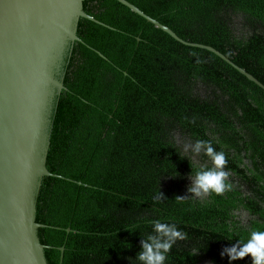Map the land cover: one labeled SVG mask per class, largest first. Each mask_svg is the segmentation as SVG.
Returning <instances> with one entry per match:
<instances>
[{
    "label": "trees",
    "instance_id": "16d2710c",
    "mask_svg": "<svg viewBox=\"0 0 264 264\" xmlns=\"http://www.w3.org/2000/svg\"><path fill=\"white\" fill-rule=\"evenodd\" d=\"M126 1L264 85V0ZM83 10L109 28L80 18L81 42L57 76L46 160L56 177L42 179L36 199L47 263L130 264L149 221L163 219L186 234L166 264H229L224 247L264 230V91L116 0H85ZM197 139L224 151L231 188L177 202L191 168L210 166L182 150ZM158 190L165 200L154 203Z\"/></svg>",
    "mask_w": 264,
    "mask_h": 264
},
{
    "label": "water",
    "instance_id": "95a60500",
    "mask_svg": "<svg viewBox=\"0 0 264 264\" xmlns=\"http://www.w3.org/2000/svg\"><path fill=\"white\" fill-rule=\"evenodd\" d=\"M84 1L0 0V264H48L36 199L42 179L54 176L46 167L50 117L56 93L64 89L55 68L68 46L81 42L80 18L108 27L84 12ZM116 1L179 43L215 54L264 91L216 49L186 42L128 1ZM60 251L62 258L64 247Z\"/></svg>",
    "mask_w": 264,
    "mask_h": 264
},
{
    "label": "clouds",
    "instance_id": "9594fccd",
    "mask_svg": "<svg viewBox=\"0 0 264 264\" xmlns=\"http://www.w3.org/2000/svg\"><path fill=\"white\" fill-rule=\"evenodd\" d=\"M183 152L191 153L193 157L201 153L208 159L210 166L191 168L188 176L190 184L187 188L189 195L176 197L175 201L197 199L207 195H220L231 188L228 183L229 172L226 170V156L224 151L217 150L211 141L197 139L191 144L183 146ZM189 161V160H188ZM190 163V161H189ZM165 197L158 190L153 196V202H163ZM151 231L141 235L140 251L135 259L129 258L130 264H166L169 253L177 241H183L186 234L180 230L176 223L163 219L149 221ZM199 250L195 251V255ZM221 257H227L229 264L250 257L251 264H264V230L252 229L246 239H236L231 246L224 247Z\"/></svg>",
    "mask_w": 264,
    "mask_h": 264
},
{
    "label": "flooded vegetation",
    "instance_id": "af4514ba",
    "mask_svg": "<svg viewBox=\"0 0 264 264\" xmlns=\"http://www.w3.org/2000/svg\"><path fill=\"white\" fill-rule=\"evenodd\" d=\"M65 54V53H64ZM64 54H63V56H62V58H61V62H60V64H62V62H63V59H64ZM60 69H61V65H60V67H58V68H55V75H58L59 74V72H60Z\"/></svg>",
    "mask_w": 264,
    "mask_h": 264
},
{
    "label": "rangeland",
    "instance_id": "374dc122",
    "mask_svg": "<svg viewBox=\"0 0 264 264\" xmlns=\"http://www.w3.org/2000/svg\"><path fill=\"white\" fill-rule=\"evenodd\" d=\"M243 218H244V215H243ZM245 221H247V219L245 218L244 219ZM202 264H210V262L209 261H207V260H204L203 262H202Z\"/></svg>",
    "mask_w": 264,
    "mask_h": 264
}]
</instances>
